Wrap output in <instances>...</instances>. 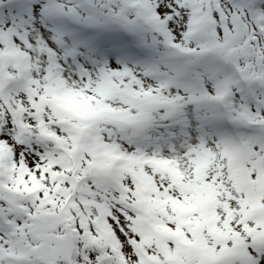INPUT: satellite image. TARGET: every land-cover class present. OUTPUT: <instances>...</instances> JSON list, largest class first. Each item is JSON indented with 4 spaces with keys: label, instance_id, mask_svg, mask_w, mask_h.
Returning a JSON list of instances; mask_svg holds the SVG:
<instances>
[{
    "label": "snow or ice",
    "instance_id": "obj_1",
    "mask_svg": "<svg viewBox=\"0 0 264 264\" xmlns=\"http://www.w3.org/2000/svg\"><path fill=\"white\" fill-rule=\"evenodd\" d=\"M0 264H264V0H0Z\"/></svg>",
    "mask_w": 264,
    "mask_h": 264
}]
</instances>
